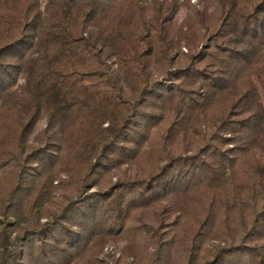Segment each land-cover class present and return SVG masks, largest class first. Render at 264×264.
<instances>
[{
    "label": "trees",
    "instance_id": "1",
    "mask_svg": "<svg viewBox=\"0 0 264 264\" xmlns=\"http://www.w3.org/2000/svg\"><path fill=\"white\" fill-rule=\"evenodd\" d=\"M199 1L0 0V264H264V0Z\"/></svg>",
    "mask_w": 264,
    "mask_h": 264
},
{
    "label": "rangeland",
    "instance_id": "2",
    "mask_svg": "<svg viewBox=\"0 0 264 264\" xmlns=\"http://www.w3.org/2000/svg\"><path fill=\"white\" fill-rule=\"evenodd\" d=\"M180 4H182L183 7H181V10L180 11H184L185 8H188L189 5H198L200 4V1L199 0H179ZM185 7V8H184ZM183 52H186V49H182ZM186 59H182L179 64L182 65L184 63H186ZM196 65V64H194ZM200 67L202 68V64L200 65ZM187 90H194V87L193 88H188ZM190 92H193V91H190ZM219 245L220 242H211L210 246L211 245ZM124 245L125 243L120 241L118 243H110L108 245H106L103 249V259L107 262H112L118 258H121L122 257V250L124 248ZM125 262V259L122 260V262ZM130 261V260H128ZM126 264L127 263V259H126Z\"/></svg>",
    "mask_w": 264,
    "mask_h": 264
}]
</instances>
